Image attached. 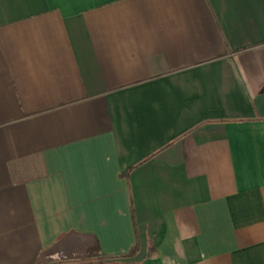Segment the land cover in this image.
I'll list each match as a JSON object with an SVG mask.
<instances>
[{
  "label": "crops",
  "instance_id": "crops-1",
  "mask_svg": "<svg viewBox=\"0 0 264 264\" xmlns=\"http://www.w3.org/2000/svg\"><path fill=\"white\" fill-rule=\"evenodd\" d=\"M264 0H0V264H264Z\"/></svg>",
  "mask_w": 264,
  "mask_h": 264
},
{
  "label": "water",
  "instance_id": "water-1",
  "mask_svg": "<svg viewBox=\"0 0 264 264\" xmlns=\"http://www.w3.org/2000/svg\"><path fill=\"white\" fill-rule=\"evenodd\" d=\"M259 116L264 117V89L253 99Z\"/></svg>",
  "mask_w": 264,
  "mask_h": 264
}]
</instances>
